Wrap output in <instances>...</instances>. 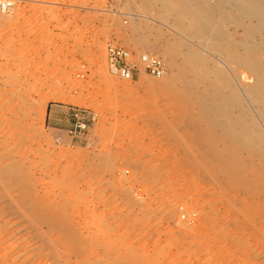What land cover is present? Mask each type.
<instances>
[{"label": "rangeland", "instance_id": "obj_1", "mask_svg": "<svg viewBox=\"0 0 264 264\" xmlns=\"http://www.w3.org/2000/svg\"><path fill=\"white\" fill-rule=\"evenodd\" d=\"M3 1L13 6L0 11V264H264L258 178L247 167L229 181L233 167L210 162L222 143L209 142L196 89L181 90L188 49L220 60L204 53L212 36L197 29L196 2ZM251 13L218 33L264 60ZM108 44L133 61L166 44L175 67L121 80L106 70ZM210 67L200 77L213 80ZM72 109L95 114L83 136L69 132Z\"/></svg>", "mask_w": 264, "mask_h": 264}, {"label": "bare ground", "instance_id": "obj_2", "mask_svg": "<svg viewBox=\"0 0 264 264\" xmlns=\"http://www.w3.org/2000/svg\"><path fill=\"white\" fill-rule=\"evenodd\" d=\"M194 1L196 2L194 12L198 15L197 29L205 30L212 36L210 46L214 50L204 53L210 56L211 53L218 54L220 60L215 63L211 60V62L203 57L202 52L197 53L188 49L182 54L183 63L177 68L182 78L181 90L185 91L191 87L196 89L193 94L194 105L198 108L199 121L207 128L209 142L222 143V148L209 152L210 162L215 165L229 164L233 167L225 174L229 181L237 172L248 167L256 174L255 178H258L259 187L264 192V181H261V177L264 178V60L259 57L260 51L257 49L259 46L253 47L252 42L251 45L240 40L238 47L231 38L223 37L218 33L221 24L226 21L240 24L242 18L240 14L246 12L256 14L260 26L264 25V9L255 0H220L211 6L201 0ZM179 23L181 22L178 21L177 25L182 29ZM236 40L239 41L238 38ZM161 47L160 57L163 63L173 70L175 63L172 60L171 46L165 44ZM206 67L212 68L214 79L211 81H209L210 76L200 77ZM187 74H190L191 78H188ZM243 81L252 82V85L243 88L241 83ZM170 86L173 87L172 84ZM126 180L127 184L131 185L134 177L129 176ZM46 241L49 242L47 239Z\"/></svg>", "mask_w": 264, "mask_h": 264}, {"label": "built area", "instance_id": "obj_3", "mask_svg": "<svg viewBox=\"0 0 264 264\" xmlns=\"http://www.w3.org/2000/svg\"><path fill=\"white\" fill-rule=\"evenodd\" d=\"M13 6L12 1L0 2V11L6 12ZM106 70L109 75L133 83L141 74L155 79L164 78L166 68L162 59L152 53H144L133 61L127 58L125 49L116 44H108L105 48ZM70 134L83 136L89 126L95 122V114L88 110L72 109L68 113Z\"/></svg>", "mask_w": 264, "mask_h": 264}]
</instances>
